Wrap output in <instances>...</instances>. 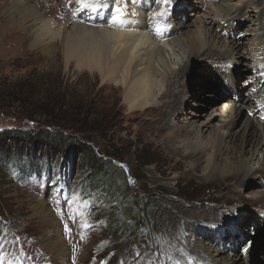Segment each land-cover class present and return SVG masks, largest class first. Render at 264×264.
<instances>
[{"label":"rangeland","instance_id":"1","mask_svg":"<svg viewBox=\"0 0 264 264\" xmlns=\"http://www.w3.org/2000/svg\"><path fill=\"white\" fill-rule=\"evenodd\" d=\"M19 1L26 0H0V129H47L62 137H82L67 125L50 128L42 124L51 117L40 114L41 106L56 107V118L62 114L57 111L61 107L68 112L65 117L83 121V137L92 140L108 180L99 182L98 167L93 169L76 149L68 159L56 162L59 167L50 165L49 173L47 158L54 163L62 155L51 146L33 147L23 140L0 149V154L16 152L13 157L18 156L8 161L0 155V264H193L198 263L195 259L199 257L193 252L195 249L203 262L210 257L214 264H223L221 260L229 255L247 264L241 257L246 255L248 264H264V199L259 200L264 195L262 170L256 177L240 178L243 183H233V192L240 194L237 198L223 190L219 185L222 178L206 176L205 163L194 169V162L173 150L177 144L167 140L168 130L152 136L139 119L130 117L120 85L103 81L97 72L80 70L74 62H66L63 39L68 31L84 23L78 13L71 15L75 12L71 0H27L57 23L56 31L61 30L49 48V40L42 44L35 41L33 19L22 21L18 15H11L9 8ZM147 1L152 22L158 17L155 13L163 12L162 4ZM168 1V10L176 17L175 26L178 21L184 23L182 32L186 37L187 32L202 30L203 18L214 13L211 5L220 0ZM228 1L241 9L247 2ZM108 2L113 10L116 0ZM119 2L122 5L124 1ZM257 2L258 8L243 10L234 21L233 35L222 34L240 48L233 50L229 64L236 70V88L246 105L234 126L239 139L244 136L239 131L247 116L264 126V72L252 60L254 55L259 56L258 51L252 50L261 44L263 54L259 60L264 64V3ZM167 57L177 62L183 56L178 46L171 43ZM154 59L157 71L163 73V58L156 54ZM206 61L196 65L191 78L194 82L202 80L211 71L214 79L206 84L208 95L192 96L187 104L188 116L197 111L205 113L201 120H206L213 109L225 106L236 90L228 78L204 69ZM254 80L260 81V90L253 86ZM249 96L254 97L251 105L247 102ZM61 100L66 103L62 105ZM185 117L178 116L175 122L180 124ZM220 119L216 117L214 125L224 124ZM188 120L190 124L191 119ZM252 144L243 148L253 151ZM259 149L260 146L254 157L249 155L252 172L262 162L264 151ZM24 156L34 157L39 174L28 173L29 160ZM59 169L65 171L61 177ZM20 171H26V176L18 175ZM224 193L230 197L225 198ZM73 195L79 199L72 208L84 213L83 218L76 216L75 224L68 216L66 203ZM40 205L49 208L55 220L40 217ZM66 222L71 234L65 232ZM82 222L90 227L81 229ZM50 233L59 239L56 250L48 243ZM208 245L219 253L214 257L202 254L200 247Z\"/></svg>","mask_w":264,"mask_h":264},{"label":"bare ground","instance_id":"2","mask_svg":"<svg viewBox=\"0 0 264 264\" xmlns=\"http://www.w3.org/2000/svg\"><path fill=\"white\" fill-rule=\"evenodd\" d=\"M123 1L122 6L126 8L125 14L113 22L111 17L115 13L110 8L112 6L108 0H71L73 10H75L71 15L74 17L78 13L84 23L68 31L63 39L66 62L68 64L74 62L78 69L87 70L93 74L97 72L103 81L120 85L124 89V101L132 119H139L142 126L149 129L152 136L168 130L167 140L177 144L173 146L174 151L194 162V169L198 170L201 164L205 163L206 176L222 178L219 185L237 198L240 194L233 192V183L238 182L240 178L256 177L260 170H262L261 176L264 177V153L261 164L254 172H252L253 167L249 165L251 161L249 155L251 158L254 157L259 146L261 147L259 152L264 151V126L258 125L260 123L257 124L255 119L247 116L239 131L244 134L242 139L238 138L239 134L234 130L246 106L242 102L240 91L236 88V70L232 69L233 66H229L234 57L233 50H240V48L232 38L227 39L222 34L226 37L233 35L234 21L243 14V10L258 8L257 1L262 5L264 0H247L243 9L228 0H217L218 2L211 5L214 13L212 15L208 13V16L203 18L202 30L185 32L186 37L182 32L185 24L178 21L177 24L182 25L175 26L176 17L172 16L168 10L171 1H168L167 6L163 3L157 4H162L160 10L164 15L158 16L152 22L147 0ZM11 7L9 8L12 10L11 15H18L20 19H23L22 21L31 19L35 21L32 35L36 42L42 44L49 40V43L48 41L46 43L49 48L53 45L52 42L60 36L61 30L56 31L55 29L57 23L30 1H19ZM186 10L185 7L184 11ZM157 25L162 26L159 32L156 31ZM149 28L153 34L148 32ZM171 43L178 46L179 51L182 52L183 57L177 62L167 57ZM252 51H258L259 56L263 54L261 44L255 46ZM156 54L161 56L165 62L162 64L163 73H159L155 67ZM244 56L246 57L243 55L242 58ZM259 56L254 55L252 60L255 62L254 65L264 72V64L259 60ZM170 60L171 64H169ZM204 61L207 62L202 65L204 69L208 71L212 69L217 76L223 79L228 78L232 82V87L236 88V92L234 91L231 95V100L225 102V106L213 109L206 120H201L205 113L197 111L198 113H191L193 116H188L190 110H187V104L192 96L200 98L202 95H208L205 92L208 87L206 84L213 81L212 72H209L208 77L196 82L191 78L196 65ZM240 61L242 64V60L238 63ZM210 64L218 66L212 68L209 67ZM249 67L250 64H248V70ZM242 73L239 72V75ZM257 80H254L253 86L260 90L261 83ZM250 89L252 90L253 87ZM252 99L254 97L249 96L248 105L254 101ZM150 111L161 118H156ZM183 115L191 119L190 124L186 117L182 118L180 124L175 122L178 116ZM218 116L224 124L214 125V119ZM192 124L190 128L189 125ZM257 125L262 129L263 135L261 136L258 134ZM207 131L208 134L204 135ZM250 143H253V151L243 148ZM240 146L242 147L239 148ZM240 181L243 183V179ZM224 197L230 196L224 193ZM263 199L264 195L261 194L259 200ZM38 214L47 220H55L49 208L43 207ZM48 239L49 245L56 250L59 244L56 234L50 233ZM252 246L251 244L249 248ZM200 249V252L206 256L214 257L219 253L211 245L204 248L201 246ZM193 252L199 256L197 259L194 258L198 260V263L192 261L193 264H214L213 258L209 257L203 262L199 251L195 249ZM241 257L247 264L250 262L246 255ZM221 261L223 264H243L238 257L229 255Z\"/></svg>","mask_w":264,"mask_h":264},{"label":"trees","instance_id":"3","mask_svg":"<svg viewBox=\"0 0 264 264\" xmlns=\"http://www.w3.org/2000/svg\"><path fill=\"white\" fill-rule=\"evenodd\" d=\"M64 101H62V105L66 103ZM41 107L42 108H40L41 109L40 114L45 113L46 116L51 117L49 120L43 121L42 124H45V126L50 127V128L52 126L61 127L62 125L64 126L67 125L69 129L75 130L77 133H79L78 135L81 134L82 137H78L76 135L74 137L72 135H67V136L62 137V135H59V134L54 135L50 133V131L47 129L30 130V131L21 130L20 131V130H13L10 128H4V129H0V149L8 145V143L15 144L16 142H19V141L22 142L23 140H25L29 144V146L33 144V147H35V145H40V146L44 145L45 147L47 146L48 149L52 147L58 152V154L61 153L62 155L60 156V159L55 158L54 163L51 162L50 157L47 158V161H46L47 170L46 171L48 173L50 171V167H51L50 165H52L53 167H59L56 162L68 159L71 151L76 149L81 154L84 155V158H86V161H88L87 163L91 164V167L93 169L97 170L96 168L98 167L97 177L100 180L99 182H102L103 179L108 180V174L106 173V169L103 168L102 164L99 163V158L96 156L94 147L92 145V140L85 139L83 137L86 131L83 121H80V119L77 120L71 116L65 117L64 113H68V112L66 110H62L61 107L58 108L59 110L57 111L62 112V114H59L57 118L54 115V111L56 107H53V108L48 107V106H41ZM15 154L17 153L13 152V153H5V154H0V155L4 156L3 158H1L2 160L8 159V161H13L12 159L18 158V156L13 157V155ZM27 157H29V154H27ZM28 160H29V162L27 163L28 165L27 168L29 169L28 173L31 175L39 174L40 170L37 169L38 165L34 157L32 156V159H28ZM59 172H60L59 173L60 177L61 175H63L62 173L65 174V171L61 169H59ZM26 173H27L26 171H20L18 175L26 176Z\"/></svg>","mask_w":264,"mask_h":264},{"label":"snow or ice","instance_id":"4","mask_svg":"<svg viewBox=\"0 0 264 264\" xmlns=\"http://www.w3.org/2000/svg\"><path fill=\"white\" fill-rule=\"evenodd\" d=\"M155 2L163 3L165 6H167V4H168V0H155ZM113 11H114L115 15H113L111 17V19L113 22H115L124 16L126 8L121 5L119 0H116V3L113 6ZM163 15H164L163 12L154 14V16H163ZM161 28H162L161 25H157L156 31L157 32L161 31ZM78 199H79V197L77 195H73L70 200H66V203L68 204V207H69L68 216L72 220L73 224L76 223V216L77 215H79L81 218L84 217L83 212H77L76 210H74L72 208V205L75 204ZM77 208H79V205H77ZM80 227H81V229H87L90 227V225L87 222H82L80 224ZM64 229H65L66 233L71 234L72 229L69 227V224L67 222L64 223ZM81 238L83 239V235H81Z\"/></svg>","mask_w":264,"mask_h":264}]
</instances>
